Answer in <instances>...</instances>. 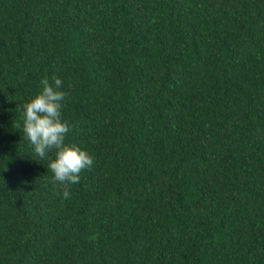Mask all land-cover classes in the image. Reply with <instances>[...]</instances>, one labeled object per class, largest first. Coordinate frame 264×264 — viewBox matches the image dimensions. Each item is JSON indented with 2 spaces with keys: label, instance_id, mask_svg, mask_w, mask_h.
<instances>
[{
  "label": "trees",
  "instance_id": "obj_1",
  "mask_svg": "<svg viewBox=\"0 0 264 264\" xmlns=\"http://www.w3.org/2000/svg\"><path fill=\"white\" fill-rule=\"evenodd\" d=\"M53 77L68 199L23 131ZM0 264H264V0H0Z\"/></svg>",
  "mask_w": 264,
  "mask_h": 264
},
{
  "label": "clouds",
  "instance_id": "obj_2",
  "mask_svg": "<svg viewBox=\"0 0 264 264\" xmlns=\"http://www.w3.org/2000/svg\"><path fill=\"white\" fill-rule=\"evenodd\" d=\"M53 81L54 84H50L44 79L42 91L24 105L23 131L41 159L55 150V159L50 161L48 169L53 173V185H62L63 198L68 199L71 195L68 185L79 183L80 173L91 170L94 158L79 146L65 144L70 131L68 122L62 120L66 93L58 90L61 79L53 77Z\"/></svg>",
  "mask_w": 264,
  "mask_h": 264
}]
</instances>
